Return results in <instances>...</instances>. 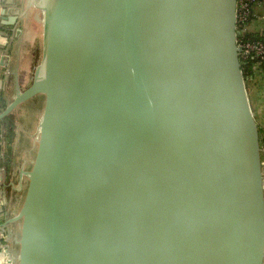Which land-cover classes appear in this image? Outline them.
<instances>
[{
  "label": "water",
  "instance_id": "water-1",
  "mask_svg": "<svg viewBox=\"0 0 264 264\" xmlns=\"http://www.w3.org/2000/svg\"><path fill=\"white\" fill-rule=\"evenodd\" d=\"M39 1L40 62L0 113L41 96L11 220L19 264H264L238 0H105L87 43L94 0Z\"/></svg>",
  "mask_w": 264,
  "mask_h": 264
},
{
  "label": "rangeland",
  "instance_id": "rangeland-1",
  "mask_svg": "<svg viewBox=\"0 0 264 264\" xmlns=\"http://www.w3.org/2000/svg\"><path fill=\"white\" fill-rule=\"evenodd\" d=\"M40 5L39 0H19L17 6L22 15V21L20 24L13 27V29L15 30L18 28L21 31L18 30L14 32L12 30L8 31V29L5 30V33H17L16 36L12 33L13 40H11V43L6 44L7 47H10V52H12L10 53V57L14 62L12 73L16 75V78H14L16 79V84L14 81L15 88L12 90L9 97H7V104H10L15 99L19 90L24 91L31 85L33 75L40 62L43 23V12L40 9ZM4 26L5 25L0 26V30H2L1 27ZM2 31L4 32V29ZM37 96L40 101V94H37ZM32 98L22 102L13 112H11L12 119H14L16 125L15 136L11 143L12 151H10L9 155L8 144H6L4 138L5 131L2 130L0 133V164H3L1 163L3 153H7L6 156H10L9 158L7 157V159L12 160L11 162H13L11 174H13V180L18 190L13 194L17 197V209L22 195L21 187L26 179L23 172L28 167L30 156L33 151L34 134L39 109V101L36 105H33V101H31ZM0 168H2L0 171L5 180V177L7 176V174L5 176L6 170L3 168V165H0ZM6 194H11V191L8 188L6 189ZM7 226L11 230V232L5 231V239L7 240L8 250L10 252L9 258L13 261L12 264H19V245L17 243L19 235L18 223H8Z\"/></svg>",
  "mask_w": 264,
  "mask_h": 264
},
{
  "label": "crops",
  "instance_id": "crops-1",
  "mask_svg": "<svg viewBox=\"0 0 264 264\" xmlns=\"http://www.w3.org/2000/svg\"><path fill=\"white\" fill-rule=\"evenodd\" d=\"M4 1L6 0H0V17L4 7ZM10 9L11 12H9L8 15H17L19 17L17 24H20L22 21V15L19 12L18 6H13ZM16 25L1 27L2 30L4 29V32L0 30V80L2 82V86H0V110L3 109L2 107L5 105H9L6 103L7 97H9V95L12 93V90L15 88L14 85L16 84V79H14L16 78V75L12 73L14 66L13 59L10 57V53L12 52H10V47H7L6 44L11 43V40H13V35L16 36L17 33L12 32L13 35L11 32L5 33V30L7 29L8 31L12 30L14 32L18 30L21 31L18 28L15 30L13 29V27ZM247 88L250 102L255 116L257 117V121L259 125L264 127V71H260L255 77V80L251 82ZM15 125L14 119H7L4 122L0 121V133L2 130L5 131L4 138L6 144H8V155L10 151H12L11 143L15 136ZM6 154L3 153V157L1 158V163L3 164H0L1 166L3 165V168L6 170L5 176L7 174L4 180L3 174L0 171V264H7L10 261V252L8 250L7 240L5 239V231L10 230L7 225L8 223H12L11 220L17 214L18 210L17 197L16 195H13L18 191L13 180V174H11L13 162H11L12 160L7 159V157L9 158L10 156H6ZM7 188L11 191L10 195L6 194Z\"/></svg>",
  "mask_w": 264,
  "mask_h": 264
},
{
  "label": "built area",
  "instance_id": "built-area-1",
  "mask_svg": "<svg viewBox=\"0 0 264 264\" xmlns=\"http://www.w3.org/2000/svg\"><path fill=\"white\" fill-rule=\"evenodd\" d=\"M236 31L240 60L264 66V0H238Z\"/></svg>",
  "mask_w": 264,
  "mask_h": 264
},
{
  "label": "bare ground",
  "instance_id": "bare-ground-1",
  "mask_svg": "<svg viewBox=\"0 0 264 264\" xmlns=\"http://www.w3.org/2000/svg\"><path fill=\"white\" fill-rule=\"evenodd\" d=\"M105 0H94L88 13L86 21L87 28L84 30V42L92 41L91 35L101 33V27H104L107 21Z\"/></svg>",
  "mask_w": 264,
  "mask_h": 264
},
{
  "label": "trees",
  "instance_id": "trees-1",
  "mask_svg": "<svg viewBox=\"0 0 264 264\" xmlns=\"http://www.w3.org/2000/svg\"><path fill=\"white\" fill-rule=\"evenodd\" d=\"M241 64H242L243 72L245 74V79L247 83L246 86L249 87V84L255 80V77L257 76V74L260 71H264V66H261L256 69L253 61H243V60H241ZM36 96H34L31 100L33 101V105H36L39 101V97L38 96L36 97ZM6 106L7 105L2 107L3 109H1L0 111L3 112L6 109ZM7 119H12L11 113L6 118H4L2 121L4 122ZM259 129H260V135H261V142H262V145H264V127L259 125Z\"/></svg>",
  "mask_w": 264,
  "mask_h": 264
}]
</instances>
